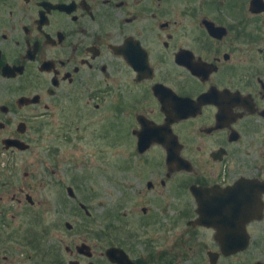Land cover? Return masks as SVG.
Returning <instances> with one entry per match:
<instances>
[{
	"label": "flooded vegetation",
	"instance_id": "flooded-vegetation-1",
	"mask_svg": "<svg viewBox=\"0 0 264 264\" xmlns=\"http://www.w3.org/2000/svg\"><path fill=\"white\" fill-rule=\"evenodd\" d=\"M60 112L98 114L101 134L127 149L111 161L116 220L77 237L69 219H91L81 199L96 196L85 178L55 196L41 189H57L53 177L26 172L6 192V153L33 154L34 140L65 127ZM262 136L264 0H0V264H171L140 239L149 221L123 222L155 206L213 232L210 261L216 230L197 221L239 181L259 216L245 223L243 253L264 264V161L236 166ZM13 140L29 148L6 149ZM39 153L31 166L59 167L56 148Z\"/></svg>",
	"mask_w": 264,
	"mask_h": 264
},
{
	"label": "rangeland",
	"instance_id": "rangeland-1",
	"mask_svg": "<svg viewBox=\"0 0 264 264\" xmlns=\"http://www.w3.org/2000/svg\"><path fill=\"white\" fill-rule=\"evenodd\" d=\"M54 122H63L65 127H59L58 131H54L42 141L34 140L31 147L33 154L30 156L6 153V182H10L9 188L13 184L15 185L10 190L6 189V192L13 193L19 184L22 185L26 172L33 174L31 178L33 183H36L37 178L49 181L53 177L58 184L57 189L53 191L49 188L44 190L41 187V189L46 192H54L55 196L66 194L65 187L76 185L74 179L85 178L83 182L96 189V196L92 199L83 198L81 200L89 206L93 214L91 219L86 218L83 214H78V216L70 218L69 222L77 229L85 223H90L92 228L98 229L102 224L114 222L116 218L112 217L108 220L107 215H114L112 211L116 208L117 202L115 193L117 183L121 180V173L116 171L111 161L124 156L127 149L118 148L117 150L114 137L101 134V118L96 113L84 120L82 114L67 113L63 116V113L60 112ZM54 122H52V126ZM73 122H75L74 125ZM67 123L69 126L66 125ZM262 140L264 141V138ZM39 148H56L60 153L59 167L45 168L44 165L39 164L31 166L30 163L33 160L36 159L39 162V158L35 156L40 154ZM255 161H264V142L262 146L259 145L243 152L239 156L236 166L242 167L245 163ZM62 181L64 184H59ZM99 187L101 190L98 196ZM163 208L153 207L152 214L146 217H143L140 209L135 216L123 217L125 218L123 222L132 227H139L140 230L143 222L149 221L151 225L143 229V233L140 232V239L148 237L149 240L158 242L164 248H156L157 252L162 250L170 252L171 264H211L207 256L208 251H218L213 243L214 233L204 229H191L187 226V220L193 216L182 220L175 215L176 212L171 209L165 211ZM81 234L84 233L80 229L75 233L76 237ZM256 258H258L257 255H252V262H255ZM248 260L249 254L239 253L229 258L221 257L217 264H248Z\"/></svg>",
	"mask_w": 264,
	"mask_h": 264
},
{
	"label": "water",
	"instance_id": "water-1",
	"mask_svg": "<svg viewBox=\"0 0 264 264\" xmlns=\"http://www.w3.org/2000/svg\"><path fill=\"white\" fill-rule=\"evenodd\" d=\"M15 147L26 150V146L19 140L8 141V148ZM252 194H246L243 189V181H239L235 188L218 196L212 203L200 213L197 222L216 230L215 240L220 244V252L209 253L211 264H217L221 254L230 257L246 250L248 237L245 223L255 219L257 209Z\"/></svg>",
	"mask_w": 264,
	"mask_h": 264
}]
</instances>
